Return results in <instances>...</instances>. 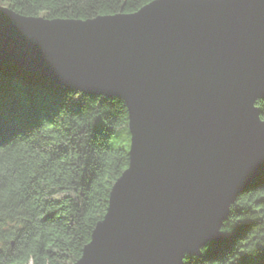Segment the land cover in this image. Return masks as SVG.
I'll list each match as a JSON object with an SVG mask.
<instances>
[{
    "label": "water",
    "instance_id": "water-1",
    "mask_svg": "<svg viewBox=\"0 0 264 264\" xmlns=\"http://www.w3.org/2000/svg\"><path fill=\"white\" fill-rule=\"evenodd\" d=\"M0 60L128 109V168L74 264H184L264 173V0H155L89 20L0 5Z\"/></svg>",
    "mask_w": 264,
    "mask_h": 264
},
{
    "label": "trees",
    "instance_id": "trees-1",
    "mask_svg": "<svg viewBox=\"0 0 264 264\" xmlns=\"http://www.w3.org/2000/svg\"><path fill=\"white\" fill-rule=\"evenodd\" d=\"M154 0H0L28 17L88 20ZM264 120V100L257 102ZM128 109L0 60V264H74L128 168ZM224 238L184 264H264V173L231 206Z\"/></svg>",
    "mask_w": 264,
    "mask_h": 264
},
{
    "label": "rangeland",
    "instance_id": "rangeland-1",
    "mask_svg": "<svg viewBox=\"0 0 264 264\" xmlns=\"http://www.w3.org/2000/svg\"><path fill=\"white\" fill-rule=\"evenodd\" d=\"M1 5V4H0ZM1 6H3V5H1ZM3 7H6V6H3ZM7 8H9V7H7ZM99 17V16H98ZM97 18V17H96ZM94 19V18H93ZM89 20V19H88ZM3 61V60H2ZM6 62V61H5ZM18 67V66H17ZM20 68V67H19ZM22 69H24V68H22ZM36 72V71H35ZM224 238V237H223ZM187 258V257H186ZM185 258V259H186ZM184 263H185V261H184Z\"/></svg>",
    "mask_w": 264,
    "mask_h": 264
},
{
    "label": "bare ground",
    "instance_id": "bare-ground-1",
    "mask_svg": "<svg viewBox=\"0 0 264 264\" xmlns=\"http://www.w3.org/2000/svg\"><path fill=\"white\" fill-rule=\"evenodd\" d=\"M155 1V0H154ZM153 2V1H152ZM151 3V2H150ZM116 15V14H115Z\"/></svg>",
    "mask_w": 264,
    "mask_h": 264
}]
</instances>
